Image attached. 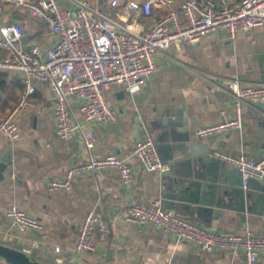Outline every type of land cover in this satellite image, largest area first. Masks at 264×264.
I'll return each mask as SVG.
<instances>
[{"label": "crops", "instance_id": "0c3cea01", "mask_svg": "<svg viewBox=\"0 0 264 264\" xmlns=\"http://www.w3.org/2000/svg\"><path fill=\"white\" fill-rule=\"evenodd\" d=\"M92 1L107 8V0ZM61 2L69 5L68 0ZM221 4L222 0L218 7ZM162 14L163 9L154 6L150 20ZM16 20L24 25L25 44L39 42L45 50L55 41L45 25L0 2V26ZM5 53L0 49V56ZM156 58L158 71L148 75L136 92L128 93L119 85L107 92L118 113L116 120L86 121L78 101L70 99L73 120L79 124L70 139L57 135L52 94L45 82L36 81L31 104L16 115L19 136L11 139L0 133V164L11 166L0 177L1 243L30 249L34 259L46 264H245L243 251H203L195 241L175 239L159 225L129 221L126 213L135 202L159 200L165 208L214 231L264 235V178L252 181V189H247L242 173H228L232 164L210 155L219 149L262 158L264 106L245 102L238 129L209 137L196 134L199 126L234 115V97L216 90V79L264 85V24L232 40L224 30L212 32L198 43L173 45ZM0 73L5 77L0 80L2 119L17 103L24 85L21 74ZM87 130L94 134L96 153L131 162L135 180L130 187L122 184L117 169L110 168L77 177L70 190L49 188L50 180L64 177L72 164L88 159ZM147 136L154 138L161 157L171 164L170 171L151 172L132 154L135 142ZM7 153L8 161L1 160ZM253 189L258 195L248 197ZM11 205L38 217L48 238L14 228L6 213ZM90 209L103 211L111 233L95 251L77 254L72 245ZM0 264L9 263L0 257ZM259 264H264V251Z\"/></svg>", "mask_w": 264, "mask_h": 264}, {"label": "built area", "instance_id": "2783aa9c", "mask_svg": "<svg viewBox=\"0 0 264 264\" xmlns=\"http://www.w3.org/2000/svg\"><path fill=\"white\" fill-rule=\"evenodd\" d=\"M68 1L69 5L62 4L61 0H0L45 25L55 39L44 50L39 42L25 44L22 22L9 21L0 26V49L6 51L0 56V70L21 74L24 85L16 105L0 119V133L11 139L19 136L16 115L31 104L36 81L45 82L52 94L57 135L70 139L79 128L71 114L70 99L78 101L79 111L86 121L116 120L118 113L107 92L112 85H119L128 93L136 92L148 75L158 71V54L182 42L198 43L207 34L220 30L226 31L227 38L232 40L239 33L264 24V0H239L234 4L222 0L220 7V0H107V8L92 0ZM154 6L162 8L163 14L150 20ZM139 16L148 19L141 20ZM214 87L233 95L234 115L199 126L196 134L200 137L240 128L244 103L264 101V85L221 78L216 79ZM84 140L90 150L88 159L72 164L64 177L50 180V189L70 190L77 177L110 168L119 171L124 186L133 184L135 173L128 159L96 153L95 137L90 130L84 132ZM132 154L151 172L171 170V164L161 157L152 136L138 139ZM210 155L237 167L244 175L245 186L249 178H264V156L255 159L244 152L232 154L219 149ZM6 213L17 230H32L43 239L48 238L38 217L16 205L9 206ZM126 219L159 225L175 239L195 241L203 251H243L245 264H259L264 251V235L217 232L174 213L159 200L150 204L133 203ZM110 233L111 224L103 211L90 209L72 251L77 254L95 251L98 242L106 240Z\"/></svg>", "mask_w": 264, "mask_h": 264}, {"label": "water", "instance_id": "95a60500", "mask_svg": "<svg viewBox=\"0 0 264 264\" xmlns=\"http://www.w3.org/2000/svg\"><path fill=\"white\" fill-rule=\"evenodd\" d=\"M260 104H262V106H264V101L260 102ZM9 155L8 153L5 154L4 156L1 157V160L3 161H8ZM11 166L7 165L6 167H2L0 164V177H2L4 174H6L7 172L10 171ZM228 173L235 175L238 174L240 175L242 172H240V170L238 168H236L234 165L231 166L230 171H228ZM242 175V185H244V175L243 173ZM252 181H258L257 179H253V178H249L247 180L246 183V188L247 189H252L251 187V182ZM263 185L258 186V188L260 189ZM256 192H258V190L253 189L252 191H249L248 193V197H250L252 195V197L258 195ZM0 257L5 259L9 264H46V263H42L36 259L33 258L32 254H30L28 251L21 249V248H17L5 243H1L0 242Z\"/></svg>", "mask_w": 264, "mask_h": 264}, {"label": "trees", "instance_id": "16d2710c", "mask_svg": "<svg viewBox=\"0 0 264 264\" xmlns=\"http://www.w3.org/2000/svg\"><path fill=\"white\" fill-rule=\"evenodd\" d=\"M2 79H5V77H4V75H2V73H0V80H2ZM15 105H16V104H15ZM15 105H14V106H15ZM14 106H13V107H14Z\"/></svg>", "mask_w": 264, "mask_h": 264}]
</instances>
